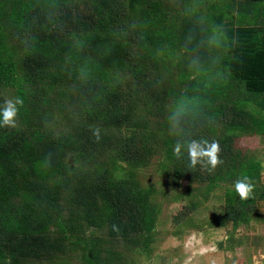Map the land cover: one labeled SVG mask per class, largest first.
Listing matches in <instances>:
<instances>
[{
  "label": "trees",
  "instance_id": "trees-1",
  "mask_svg": "<svg viewBox=\"0 0 264 264\" xmlns=\"http://www.w3.org/2000/svg\"><path fill=\"white\" fill-rule=\"evenodd\" d=\"M76 1L51 0L56 12L46 14L48 5L40 6L38 0H0V85L11 94L14 90L12 99L23 100L16 118L18 128L0 127V264H103L108 257L101 256L107 253L104 242L110 253V243L131 241L129 236L146 223L142 210L149 203L151 188L142 187L134 178L114 182L107 163L83 171L75 166V159L70 161V152L81 150L82 156L92 142L90 129H66L58 134L48 127L55 116L41 111L36 112L39 122L32 133L25 135L19 129L31 123L25 96L34 83L28 79H40L37 85L40 82L46 88L44 91L38 86L43 95L67 72L76 77L75 81H81L80 90L98 105L89 108L81 102L80 117L101 116L106 125L112 126L125 119L135 124V116L129 117L130 106L123 109L119 104L125 97L119 88L124 78L145 72L153 80L148 85L163 81L154 93L157 120L151 122L144 115L140 118L147 131L142 138L152 137L157 146V142L163 143V159L169 163L172 177L179 174L191 181L201 175L199 167L189 168L186 150H182L180 159L173 155L178 140L212 141L216 132L230 134L229 140L217 138L223 160L217 167L219 172H207L215 174L217 184L242 176H248L254 184L248 200H241L234 188H226L221 196L224 224L216 234L227 240L242 234L239 225L254 222L249 213L264 214L262 162L251 159L248 166L233 171L240 155L232 153V139L239 132H254L255 126L264 130V0H200L190 6L191 0H183L176 8L187 11L181 15L168 0ZM88 1L91 7L85 3L86 19L80 20V5ZM24 37L27 42L18 39ZM161 43L168 45L165 52ZM146 44L151 46L146 49L148 53L143 48ZM174 44L177 46L172 50ZM181 44L185 50L196 48L200 54L194 62L183 61L172 76L176 62L168 63L165 57L169 54L171 58ZM173 80L183 87L179 95L174 96L172 85H165ZM236 92L241 96L232 100ZM7 99L0 98V107ZM212 106L218 109L211 110ZM173 114L180 122L179 134L170 132ZM205 179L209 177L201 176L199 181ZM116 184L122 187L116 189ZM93 192L101 198L98 200ZM59 201L70 206L71 223L61 220L63 208ZM199 204L192 202L189 209L194 211ZM77 220L95 225L106 232V237L94 230L87 234L84 226L78 228ZM114 224L119 231H113ZM247 229L252 235L260 232L258 225ZM233 250L226 248L225 255L228 257ZM235 257V264L245 261L236 253ZM246 262L254 264L251 259Z\"/></svg>",
  "mask_w": 264,
  "mask_h": 264
},
{
  "label": "rangeland",
  "instance_id": "rangeland-1",
  "mask_svg": "<svg viewBox=\"0 0 264 264\" xmlns=\"http://www.w3.org/2000/svg\"><path fill=\"white\" fill-rule=\"evenodd\" d=\"M49 1L51 0H38L37 4L40 6L48 5L44 9V11H47L46 14L49 12L54 14L56 12V7ZM81 1L85 0H78L76 2ZM168 1H170L171 8L175 9L177 15L187 12L182 7L176 9L177 5H180L183 0ZM196 1L200 2V0H191L188 6L197 4ZM85 3L91 7V2L89 1L88 3L84 2L82 6L80 5V20L86 19L85 13L87 14V6ZM36 11L38 12V10ZM30 12H32L31 9ZM111 25L114 26V23H111ZM134 38L136 39V35ZM18 39L27 42L25 37ZM179 43H181V41L177 42V44ZM182 44L174 50L175 54L172 55L171 58L169 54L165 57L168 63L176 62L170 72L172 76L176 75L175 72L183 61L188 63L194 62L197 58V53H199L196 48L185 50ZM176 46L175 44L172 45V50L176 48ZM12 47V49H14V46ZM149 47L151 46L147 44L143 45V48H145L144 51L147 52L146 49ZM166 47L168 48V45L161 43L160 48L162 50ZM163 52L165 51L163 50ZM146 55L148 56L149 54ZM199 56L200 55H198V57ZM151 69L156 71L157 68L155 66ZM156 74H158V72H156ZM149 75L143 72L140 73L138 77L129 75L124 78V80L122 79L124 82H120L119 88L124 92L125 97H123L119 104L123 109H125L127 105L130 106L128 110L129 117L131 119L132 116H135V124L125 119L123 123H117L115 126H112V124L106 125L101 116H91L89 119L86 115L80 117L78 107H80L81 102L86 107L89 106V108H92L91 104L95 107H98V105L91 103V100L83 93V90H80L81 81H75L74 78L76 77L72 76L70 72H67L59 81L51 85L43 95L40 94V92L41 90L46 91V88L42 87L40 82L38 83L39 85H37V81H40V79L38 80L37 78L31 77L28 80L30 83L33 82L34 84L31 85V92H28L25 96L26 102H29L31 123L19 129H21L25 135H29L30 132L32 133L35 127L34 124L39 122L38 118L35 117L36 112L39 113L40 111L45 114L52 113L55 116L54 119H49L51 121L48 123V127L58 134L64 132L66 129L70 131L73 128H75L77 132H82L84 129L88 131L87 129H90V131H88L90 134L93 133V128L101 127L103 131H100V140L97 141L95 136L90 134L93 140L88 144V147L83 150V155H79L80 153L82 154L81 150H73L69 154L70 161L75 159V166L83 171L88 169L89 171H93L97 163L102 165L103 162L107 163L108 166L111 167L110 170L114 182L118 181L120 183L122 180L134 178L142 187L152 189L148 199L149 203L142 210V216L145 217L146 223L142 224V228L138 230L139 232L136 231L133 235L129 236L131 241L114 240L113 243H110V253L108 252L109 245L107 242H104L102 245L107 249V253H103L101 256L108 255L112 260L105 257L106 261L103 264H235V253L239 254V256L241 254L237 252V248L239 247L244 249H241L243 254L241 256H248L247 258L249 260L246 263H249L251 256L255 255L259 257V253L264 250V246H262L264 242V231L262 228H264V226L261 228L258 225L259 220L261 221V219H264V214L262 216L253 212L249 213V219L254 220V222L249 223V225L248 223L240 224V232L243 233L234 236L235 238H233V240V235L230 236V240H227L224 238L225 236L216 234V232H220V225L224 224L222 220L225 204L221 196L224 195V190L226 188H234V181H236L237 178L229 182H219L217 184L216 180L213 179L215 174L213 176L212 174L208 175V172L202 170L199 165L195 167V169L199 167L201 173V175L197 176V180L194 179L189 181L187 178L179 177V174L172 177L168 170L169 163L163 159L165 156V147L163 143L157 142L159 145L161 144L159 147V145L157 146L156 143L151 140L153 139L152 137L147 139L142 138V135L145 136L147 131L141 125L143 122L140 116L144 115L145 118L150 119L151 122L157 120V117H155L157 116L155 110L158 103L157 100L154 99V93L164 84L162 83L163 81H154L148 85V83L153 81L151 80L152 76L149 77ZM163 77L167 76L164 75ZM137 79L138 81H136ZM165 85L173 86L175 90L174 96L179 95V90L182 92L183 87H180V81L178 83L177 80H173ZM38 86L41 89L40 91ZM11 92L12 94L7 92L6 89L0 85V98L12 99L14 90ZM194 93L195 92H191L190 94L195 96ZM235 94L232 100L241 96L240 92H236ZM215 108L217 110L218 106L210 107L211 110ZM32 109H34V111H32ZM211 110L209 112H211ZM253 112H255V110H253ZM262 116L264 117V111L262 112ZM92 123L95 127H93ZM244 123L246 126L247 122ZM103 125L104 129L107 126V131L102 128ZM255 127H252L253 129L250 128L256 130L254 132L244 134L239 132L238 136H235L234 139L231 138L233 140L232 153L240 155L234 163L233 171L237 168L239 169L241 166H248L246 164L251 159L254 161L260 159L262 162L260 166L264 174V130ZM237 131H240V129ZM212 138L216 141L217 138H227L229 140L230 134L227 132L223 134V132L220 131L216 132V135ZM162 165L164 173L161 172ZM225 166L228 167V164L225 163ZM253 170L256 171L255 168ZM220 171V175H222L223 172L226 171V168ZM216 172H219L217 168ZM201 176H203V178L208 176L209 179L199 181ZM210 185L212 186L211 188ZM115 187L119 189L122 187V184H116ZM123 187L127 189L126 186L123 185ZM93 193H95V196H98V200L101 198L100 194L96 192ZM193 195L196 196L195 201L201 203L196 206L194 211L189 209V205L195 202ZM59 202L63 208L60 215L61 220L65 222L68 219V222H70V206L65 205L63 201ZM76 222L78 228L79 226L85 227L87 234L94 230L95 234L106 237V232H100L95 225H86L85 223H81L80 220ZM252 224L255 226L258 225L260 232L252 235L249 229L246 230V228ZM72 225L74 226V223ZM232 230L234 231L235 228ZM232 230L230 231L232 232ZM219 238L221 239L220 241ZM221 244L225 249H234L228 257L225 255V249L220 247Z\"/></svg>",
  "mask_w": 264,
  "mask_h": 264
},
{
  "label": "clouds",
  "instance_id": "clouds-1",
  "mask_svg": "<svg viewBox=\"0 0 264 264\" xmlns=\"http://www.w3.org/2000/svg\"><path fill=\"white\" fill-rule=\"evenodd\" d=\"M22 106L23 100L20 97L5 100L3 106L0 107V127L15 128L19 108ZM170 132L172 134H179L180 132V122L177 114L170 117ZM92 134L97 141L100 140V128L93 129ZM182 150L187 152L189 168H195L199 165L202 170L211 172L223 163L220 156L222 150L216 140L182 138L175 143L173 155L180 159L184 155ZM254 187L248 176H242L234 182V190L241 200H248L253 194ZM112 227L113 231H119L117 225L114 224Z\"/></svg>",
  "mask_w": 264,
  "mask_h": 264
},
{
  "label": "crops",
  "instance_id": "crops-1",
  "mask_svg": "<svg viewBox=\"0 0 264 264\" xmlns=\"http://www.w3.org/2000/svg\"><path fill=\"white\" fill-rule=\"evenodd\" d=\"M264 213V212H263ZM263 216V215H262ZM259 226H261V228L264 226V219L258 224ZM262 230L264 231V228H262ZM221 238V237H220ZM219 238V239H220ZM221 240V239H220ZM220 246V245H219ZM262 246H264V242H263V245ZM221 247V246H220ZM222 248H224V247H222ZM237 252L238 253H241V250H240V248H237ZM237 254V253H236ZM253 254V253H252ZM251 254V255H252ZM255 254V253H254ZM260 255H259V257H256L255 255H253V256H251V262L252 263H254V264H264V250L262 251V252H260L259 253ZM242 254H240V256H241ZM237 256H239V254H237ZM239 256V257H240ZM242 257V256H241ZM240 257V259H243V257L241 258ZM255 258H257V259H255ZM244 259H245V261H240V263H242V264H245V262H246V257L244 256ZM239 264V263H238Z\"/></svg>",
  "mask_w": 264,
  "mask_h": 264
}]
</instances>
